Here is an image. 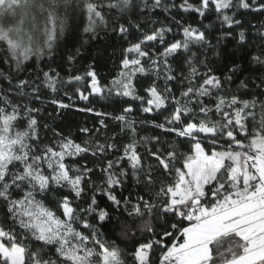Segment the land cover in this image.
I'll return each mask as SVG.
<instances>
[{
	"label": "snow or ice",
	"instance_id": "6c2138e0",
	"mask_svg": "<svg viewBox=\"0 0 264 264\" xmlns=\"http://www.w3.org/2000/svg\"><path fill=\"white\" fill-rule=\"evenodd\" d=\"M0 65V264H264V0H0Z\"/></svg>",
	"mask_w": 264,
	"mask_h": 264
},
{
	"label": "trees",
	"instance_id": "16d2710c",
	"mask_svg": "<svg viewBox=\"0 0 264 264\" xmlns=\"http://www.w3.org/2000/svg\"><path fill=\"white\" fill-rule=\"evenodd\" d=\"M93 51H95V50H93ZM49 63H52V61H49ZM60 63H61V61H60V53L58 52L56 54V56L54 57V66H55V64H60ZM0 67L6 68L7 66L6 65H0ZM108 67H111V65H108ZM101 71H102V73L104 75H107V68H103V69H101ZM74 118L78 119L80 121H84L86 119L87 120H91L92 119L91 117L85 116V114H75Z\"/></svg>",
	"mask_w": 264,
	"mask_h": 264
}]
</instances>
